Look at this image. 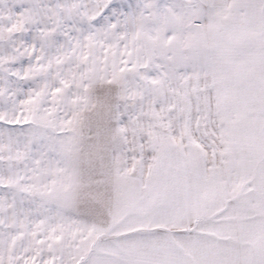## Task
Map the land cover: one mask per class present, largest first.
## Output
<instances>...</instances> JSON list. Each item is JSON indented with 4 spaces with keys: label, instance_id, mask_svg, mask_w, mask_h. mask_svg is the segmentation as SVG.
Masks as SVG:
<instances>
[{
    "label": "snow or ice",
    "instance_id": "snow-or-ice-1",
    "mask_svg": "<svg viewBox=\"0 0 264 264\" xmlns=\"http://www.w3.org/2000/svg\"><path fill=\"white\" fill-rule=\"evenodd\" d=\"M0 264H264V0H0Z\"/></svg>",
    "mask_w": 264,
    "mask_h": 264
}]
</instances>
